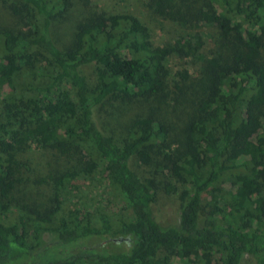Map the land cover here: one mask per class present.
I'll use <instances>...</instances> for the list:
<instances>
[{
	"label": "trees",
	"instance_id": "trees-1",
	"mask_svg": "<svg viewBox=\"0 0 264 264\" xmlns=\"http://www.w3.org/2000/svg\"><path fill=\"white\" fill-rule=\"evenodd\" d=\"M137 1L179 26L172 42L99 9L61 48L51 27L70 0H0L20 22L0 28V264H264V0ZM150 99L194 105L178 155L159 117L135 118L123 141L102 129L106 101ZM154 158L184 184H167L173 223L133 165ZM94 178L97 202L82 189Z\"/></svg>",
	"mask_w": 264,
	"mask_h": 264
},
{
	"label": "rangeland",
	"instance_id": "rangeland-1",
	"mask_svg": "<svg viewBox=\"0 0 264 264\" xmlns=\"http://www.w3.org/2000/svg\"><path fill=\"white\" fill-rule=\"evenodd\" d=\"M206 1V0H204ZM204 1L191 0L192 8L196 11ZM102 9L105 11H129L145 20V22L152 27L154 37L157 43L172 42L177 37V31L179 26L172 22L160 21V19L152 14L150 10L144 8L137 0H70V6L64 15L55 20L51 27V35L53 40L62 48L68 47L74 36L77 24L83 19L87 18L90 14ZM20 25L17 16H14L8 6H0V28H18ZM183 29H180V33ZM264 55V51H263ZM173 72L182 68L188 67L190 70H194L191 66L185 64L183 60H174L172 63ZM82 72L87 77L92 79L94 72V65H85L82 68ZM198 74V70H196ZM27 74V73H26ZM24 74V75H26ZM177 78V76H176ZM23 80L19 81L20 85L17 86L18 92L21 93V84ZM185 96L191 92L184 90ZM104 113L101 118V126L106 134L112 135L117 138L118 141H123L128 132L129 127L133 120L142 115H151L153 117H159L166 124L168 129V144L170 148L175 151L174 155H178L186 149V140L188 135L184 132V128L194 111V105L190 102H184L182 106L176 108L172 105H163L156 100L150 99L146 101L134 100L132 102L123 104L119 101H106ZM154 144L151 145V147ZM158 147V145H155ZM154 156H159V152L154 149ZM158 152V153H157ZM251 157L250 154L243 155V158ZM38 160V157L36 158ZM133 165L141 172L142 175L148 177L154 181L157 187L156 204L158 214L162 223H173L178 218L180 202L177 195L167 190V184L175 185L177 189L184 188V184L179 180H175L170 176L171 165L170 163L163 161L159 164L156 158L147 165L139 166L135 161ZM95 177V176H94ZM98 179L94 178L85 182V186L82 189H91V196L93 201L97 202L102 195L98 189ZM83 183V182H80ZM97 185V188H96ZM225 189L234 190L233 186L227 182L224 185ZM81 189V190H82ZM96 189V190H95ZM90 191V190H89ZM39 196L32 198L39 203H46L49 197V191L47 188H38L33 190ZM18 193V192H17ZM111 204L113 207L116 205V193L109 194ZM205 209L206 199L203 200ZM112 207V208H113ZM115 214V212L110 215ZM174 261L177 262V259ZM178 264V263H177ZM253 264V263H251Z\"/></svg>",
	"mask_w": 264,
	"mask_h": 264
}]
</instances>
